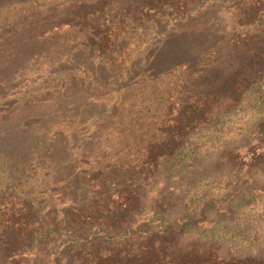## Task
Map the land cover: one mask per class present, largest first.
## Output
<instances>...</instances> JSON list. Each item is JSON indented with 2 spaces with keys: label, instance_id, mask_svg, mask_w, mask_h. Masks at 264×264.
Wrapping results in <instances>:
<instances>
[{
  "label": "trees",
  "instance_id": "obj_1",
  "mask_svg": "<svg viewBox=\"0 0 264 264\" xmlns=\"http://www.w3.org/2000/svg\"><path fill=\"white\" fill-rule=\"evenodd\" d=\"M72 6L0 28V264H264L184 240L242 192L165 216L189 134L241 104L249 55L264 72V0ZM176 28L219 35L210 54L159 70L152 58ZM44 105L58 107L35 115ZM231 161L248 184L264 166V123Z\"/></svg>",
  "mask_w": 264,
  "mask_h": 264
},
{
  "label": "rangeland",
  "instance_id": "obj_2",
  "mask_svg": "<svg viewBox=\"0 0 264 264\" xmlns=\"http://www.w3.org/2000/svg\"><path fill=\"white\" fill-rule=\"evenodd\" d=\"M77 1L79 0H31L14 4L0 10V28L9 20L32 17L40 19L43 14L54 16L53 13L58 9L70 12ZM82 1L93 5L97 0ZM189 28L192 27H185ZM179 29L182 28H176L174 32L176 37L163 38L160 51L151 61L155 68L163 70L162 68L186 58L196 61L202 55L213 51L216 35H219L215 29L211 35L206 34V37L199 38L204 42L190 41L194 36L177 31ZM63 31L62 28L57 33ZM203 43L207 45L204 48ZM229 51L230 49H224L225 54ZM248 58L246 65H250V73L245 75V82L249 89L241 104L225 114H220L219 120L213 119L200 125L198 130H194L187 137L185 146L188 147V155L185 164L174 170L175 180L165 189L168 190L165 192L166 202L170 197L172 204L166 208L165 216L169 223H176L185 213L184 206L188 208L186 215L197 216L204 203L212 199L219 202L227 194L242 192L245 198L235 199L228 209L222 207L226 209L222 214L212 212L206 215V220L212 226L205 223L197 228H189L184 240L219 244L220 252L224 256L261 258L264 257V166L249 168L246 172L250 181L243 184L246 179L238 175L231 161V153L247 145L264 123V72L253 75L251 65H257V62L252 61L250 55ZM57 107L41 106L42 111H37L35 115L50 113ZM35 110L32 109L30 113L34 114ZM216 223L220 224L215 225L219 228L214 226Z\"/></svg>",
  "mask_w": 264,
  "mask_h": 264
}]
</instances>
